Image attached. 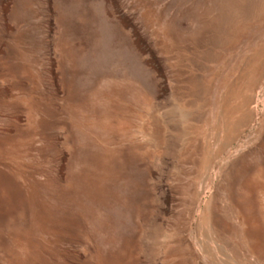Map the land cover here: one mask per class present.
<instances>
[{
  "label": "rangeland",
  "instance_id": "obj_1",
  "mask_svg": "<svg viewBox=\"0 0 264 264\" xmlns=\"http://www.w3.org/2000/svg\"><path fill=\"white\" fill-rule=\"evenodd\" d=\"M221 1L0 0V264H264L261 198L242 225L221 190L264 143V17L217 48ZM256 51L225 145L220 102Z\"/></svg>",
  "mask_w": 264,
  "mask_h": 264
},
{
  "label": "bare ground",
  "instance_id": "obj_2",
  "mask_svg": "<svg viewBox=\"0 0 264 264\" xmlns=\"http://www.w3.org/2000/svg\"><path fill=\"white\" fill-rule=\"evenodd\" d=\"M248 5L247 0H223L220 4L219 17L216 19L217 22L214 25L216 27V32L220 28L217 37L214 36L215 39L217 38V45L215 47L220 49L231 48L239 38L241 26L262 20L264 17V0H262L261 10L257 11L258 17L254 16L250 12V9L247 10ZM221 29H227L229 32L227 33L229 36L225 40L221 38ZM219 55L220 52H216L215 50L212 51L213 58L216 56L217 59ZM262 61L263 59L260 51H256L241 59L238 71L230 80L228 89H226L227 91L220 102L216 126L218 129L221 127L224 130L223 143L225 145L234 138L235 131L238 127L245 125V123H248L253 118V113H251L249 109L250 102L253 100V97H251L249 93V83L252 79V74L259 68ZM205 92L206 90L204 88V95ZM205 98L206 97H203L201 99L200 107L207 105ZM204 99L205 101H203ZM183 110H185V107ZM203 114L204 113H202V119ZM190 117L191 118H189V115H183L185 122L189 120L201 122L200 120H202L201 117H197L198 120L193 116ZM197 127L196 124L195 130ZM202 151L201 170L207 163L208 151L206 146L205 148L203 147ZM261 157H264V143H258L255 148L239 154L238 157L224 166L225 171H223L224 169L222 170L223 182L221 190L225 192L226 200L230 203H239L244 207L245 213H247V218L245 217L240 223L242 225L245 221L251 223L254 220L252 217V198L254 195H258L261 198L262 206H264V168L262 169L260 167L261 165H257L258 159ZM240 193L241 197L239 200L238 196Z\"/></svg>",
  "mask_w": 264,
  "mask_h": 264
}]
</instances>
